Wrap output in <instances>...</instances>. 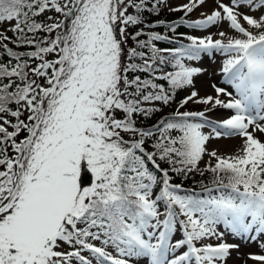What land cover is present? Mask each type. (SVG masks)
<instances>
[{
	"label": "snow or ice",
	"instance_id": "snow-or-ice-1",
	"mask_svg": "<svg viewBox=\"0 0 264 264\" xmlns=\"http://www.w3.org/2000/svg\"><path fill=\"white\" fill-rule=\"evenodd\" d=\"M205 3L0 0V264H264V0Z\"/></svg>",
	"mask_w": 264,
	"mask_h": 264
},
{
	"label": "rangeland",
	"instance_id": "rangeland-1",
	"mask_svg": "<svg viewBox=\"0 0 264 264\" xmlns=\"http://www.w3.org/2000/svg\"><path fill=\"white\" fill-rule=\"evenodd\" d=\"M185 2H187V0H170V3L173 6ZM213 7H214L213 0H206V3L202 7L196 9L193 13H191L192 16L190 17V19L194 20L199 18L201 12L210 11ZM164 10L168 11L167 9ZM41 19H43V17H41ZM210 31L215 32L216 29L212 28L210 29ZM205 34H206L205 32H202L200 30H194L192 32V35H196V36H203ZM219 60H220L219 56L216 58L215 62L212 59L208 58L207 56H204L200 61L191 62V64H193L194 66L207 69V71L194 77L195 90H197L201 96L206 94H212V89L210 88V85L212 83L214 82L221 83V77L217 74ZM192 90H193L192 88L184 89L176 99L177 100L182 99L184 96L188 95ZM187 107L189 110H194V111L204 110L203 105H197L194 103H189ZM225 115H227V113L222 109L208 114L209 118L212 120L222 119L224 118ZM239 144H240L239 138H228V139L221 138L218 140L210 141L208 144V148L209 149L215 148L218 150L220 154H229V153H233ZM227 240L230 243H238L240 245L239 251L241 252L240 255L239 254L235 255L234 252H232L231 256L227 261V264H254L253 261L247 258V254L260 252V249L257 247L256 244L250 243L248 241L246 242L242 240H237L230 236L227 237Z\"/></svg>",
	"mask_w": 264,
	"mask_h": 264
},
{
	"label": "trees",
	"instance_id": "trees-1",
	"mask_svg": "<svg viewBox=\"0 0 264 264\" xmlns=\"http://www.w3.org/2000/svg\"><path fill=\"white\" fill-rule=\"evenodd\" d=\"M146 15L149 16V20H151V21L154 22V21H156V20H161V19L166 20V21L176 20V19H178L180 16H182L183 13H182V12H169V11H166V10L163 9V10L160 12V14H159L158 16H156V15H150V14H147V13H146ZM191 16H192V15L190 14V16H189L188 18L190 19ZM130 30H131V29H130ZM153 30H155V31H159V32H162V33H164V34H167V33L165 32V30H164L163 27H157L156 29H153ZM179 31H181V32H187L188 34H191V35H192V32H193L192 29H187V28H185V27H181V28L179 29ZM9 35H11V33H9ZM185 42H186V41H185ZM159 43L161 44V46H167V42H159ZM182 91H183V90H181V91H179V92L177 93L176 98H178V96L181 94ZM170 111H172V108H171V107H170V108H165V109H164V112H165V113L170 112ZM158 117H159V114H158L157 116L153 117L151 120H145V121H143V125L146 126V127H147V126H150L152 123H154V122L156 121V119H158ZM201 179H202V178L197 174V175H195L194 177L190 178L189 180L184 181V184H185V186L188 187V188H196L197 190H199L200 185H199L198 182H199ZM177 182H179V180H178ZM205 182L207 183V180H206Z\"/></svg>",
	"mask_w": 264,
	"mask_h": 264
},
{
	"label": "bare ground",
	"instance_id": "bare-ground-1",
	"mask_svg": "<svg viewBox=\"0 0 264 264\" xmlns=\"http://www.w3.org/2000/svg\"><path fill=\"white\" fill-rule=\"evenodd\" d=\"M240 250H243V249H240ZM233 252H234L235 255H237V254L240 255V254H241V252H240L239 250H238V251H233ZM239 255H238V256H239Z\"/></svg>",
	"mask_w": 264,
	"mask_h": 264
}]
</instances>
